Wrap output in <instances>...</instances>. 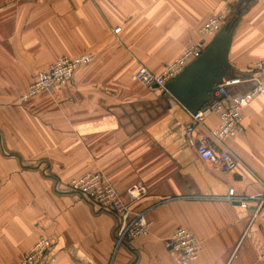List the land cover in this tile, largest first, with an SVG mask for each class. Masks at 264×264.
<instances>
[{
	"label": "crops",
	"instance_id": "crops-1",
	"mask_svg": "<svg viewBox=\"0 0 264 264\" xmlns=\"http://www.w3.org/2000/svg\"><path fill=\"white\" fill-rule=\"evenodd\" d=\"M223 11L236 18L230 75L247 74L264 59V0H0V264H17L42 237L50 246L37 264H181L164 245L179 227L200 242L188 264H264V91L240 134L213 140L216 113L195 130L237 157L224 172L188 144L191 113L133 77L141 65L159 72ZM83 52L94 58L66 84L19 102L37 71ZM94 170L151 222L115 252V214L67 187ZM134 186L144 192L133 201ZM229 188L244 205L225 198Z\"/></svg>",
	"mask_w": 264,
	"mask_h": 264
},
{
	"label": "built area",
	"instance_id": "built-area-1",
	"mask_svg": "<svg viewBox=\"0 0 264 264\" xmlns=\"http://www.w3.org/2000/svg\"><path fill=\"white\" fill-rule=\"evenodd\" d=\"M227 5L230 0H222ZM226 13L220 12L210 16L200 27V39L186 46L176 57L154 73L145 66H139L134 79L141 85L152 88L163 86L176 77L188 63L196 59L204 50L209 40L220 30L226 20ZM120 27L113 30L118 33ZM94 58L92 52H83L77 56H61L45 70L37 71L27 89L20 94L19 102H27L31 97L43 91H50L55 86L66 84L73 71ZM264 74V59L255 61L251 70L244 75L236 74L232 78L217 83L212 90V97L194 114L184 129L189 145L194 147L198 157L211 166L224 172H229L239 165V160L226 148L215 149L203 138L201 133H195L197 127L210 113L218 115V123L208 130V135L215 141L223 143L228 138L243 131V111L250 103L264 91L262 79ZM249 83V89L242 94H232L228 88L233 85ZM68 189L79 194L83 199L100 209L112 212L116 216L114 227V251L121 244L132 241L150 232L151 222L146 216V210H136L131 202L125 201L113 184L99 170L89 171L72 178ZM144 192L141 186H134L127 190L130 200H136ZM229 202L244 205L243 198L236 196L232 188L228 189L225 197ZM264 202V194L262 201ZM164 245L179 257L181 264H188L198 256L200 242L194 233L186 228L179 227L164 240ZM50 246V240L42 237L36 240L23 254L17 264H37L40 257Z\"/></svg>",
	"mask_w": 264,
	"mask_h": 264
},
{
	"label": "water",
	"instance_id": "water-1",
	"mask_svg": "<svg viewBox=\"0 0 264 264\" xmlns=\"http://www.w3.org/2000/svg\"><path fill=\"white\" fill-rule=\"evenodd\" d=\"M235 25V21H226L202 53L163 86L189 113L194 114L211 100L217 83L233 77L228 75L231 67L227 56Z\"/></svg>",
	"mask_w": 264,
	"mask_h": 264
},
{
	"label": "trees",
	"instance_id": "trees-1",
	"mask_svg": "<svg viewBox=\"0 0 264 264\" xmlns=\"http://www.w3.org/2000/svg\"><path fill=\"white\" fill-rule=\"evenodd\" d=\"M227 21H235L236 22V18L235 17H232L230 19H227Z\"/></svg>",
	"mask_w": 264,
	"mask_h": 264
},
{
	"label": "rangeland",
	"instance_id": "rangeland-1",
	"mask_svg": "<svg viewBox=\"0 0 264 264\" xmlns=\"http://www.w3.org/2000/svg\"><path fill=\"white\" fill-rule=\"evenodd\" d=\"M228 18H226L225 22L227 21ZM231 74V70L228 72V75Z\"/></svg>",
	"mask_w": 264,
	"mask_h": 264
}]
</instances>
